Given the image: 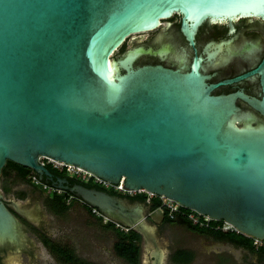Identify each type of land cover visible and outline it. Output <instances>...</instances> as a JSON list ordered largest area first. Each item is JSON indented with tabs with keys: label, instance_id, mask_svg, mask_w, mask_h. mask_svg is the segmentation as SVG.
I'll list each match as a JSON object with an SVG mask.
<instances>
[{
	"label": "water",
	"instance_id": "water-1",
	"mask_svg": "<svg viewBox=\"0 0 264 264\" xmlns=\"http://www.w3.org/2000/svg\"><path fill=\"white\" fill-rule=\"evenodd\" d=\"M176 13L192 39L208 19L264 16V0H0V176L9 160L50 175L39 162L46 156L264 240V125L232 124L238 98L264 114V95L215 94L244 76L209 83L197 63L190 71L135 64L152 48L114 60L112 78L114 51ZM130 52L139 55L124 64ZM58 188L142 234L152 263L164 264L142 204L96 187ZM21 238L0 192V242Z\"/></svg>",
	"mask_w": 264,
	"mask_h": 264
},
{
	"label": "flooded vegetation",
	"instance_id": "flooded-vegetation-1",
	"mask_svg": "<svg viewBox=\"0 0 264 264\" xmlns=\"http://www.w3.org/2000/svg\"><path fill=\"white\" fill-rule=\"evenodd\" d=\"M174 15H179L180 17V22L178 25L179 29L176 32L177 41H174L172 30H168L166 28L163 31V34H165V36H163L165 43L160 45L159 47H155L154 49H152L153 52L149 54H151V58L153 59V61L148 63H152V64L161 63L171 68H182L184 71H190L197 63L198 70L202 74L212 76L211 79L209 80V83H215V84L223 82L225 80L244 76L242 79L237 80L235 82L220 84L215 88L214 93L229 94V93L241 91L251 97H257L259 99H262L264 95V85L262 82L264 74L261 72H256L251 74V72L259 68V66L264 62V29H263L264 25H262L261 22H259V21H264V16L238 18V19H234L232 22L228 20L211 21L208 19L202 22L201 24H199L197 28L192 30L194 34L192 35L193 38L191 39L189 34L186 33L183 29L182 16L177 13ZM250 18L254 20L253 23L248 22ZM169 19H171V17ZM165 22H167L166 24L170 23L171 26L174 25L173 20L166 21L165 19L163 20L162 25ZM257 25L258 27H255ZM173 28L174 27H172L171 29ZM249 30L259 32V36L258 34L253 33V35L256 38L258 37L259 40H257L255 37L254 38L246 37L245 33ZM178 42L184 44L185 46L184 45L181 46L180 51L175 52L174 44L179 45ZM220 45L222 46L220 47ZM161 50L166 51L164 55L160 53ZM211 54H215V55L211 56ZM237 105L241 108L242 115L243 114L248 115V116L247 115L237 116V118L235 119L237 125L239 126H245L247 124H252L254 126L264 125V114L262 112L255 109L248 102H246L241 98H238ZM44 166L47 168L50 175H47L45 173L39 174L33 169L29 168V170L27 171L29 172L28 175L21 181L26 183L27 187L29 186L30 189L29 192L40 193L42 196L45 197V199L53 196L54 194L65 197L66 203L69 204L68 210L75 203H78L80 204V207L83 210H86L90 214H92V207L89 206L87 203H85L83 200H81L76 193L71 192L69 189L58 188V186L67 188V187H73L74 185L78 184L86 187H91V186L96 188L101 187L102 189L107 190L110 193L122 195L125 198L127 197L128 199L140 200V198L143 197L145 193H147L148 197L150 196V194L145 191L136 194L133 193L130 194L128 192L117 189L116 186L110 184L98 183L92 177L84 178L77 176L75 174H72L68 168L59 169L57 167H54L53 165H44ZM18 172L15 170L12 173L11 178L17 180V177L19 175ZM3 190H4V186H3ZM49 191H52L53 193H50ZM20 196L25 197V193L24 192L21 193ZM155 197H159L161 202L163 203L161 196H157V195L150 196L149 197L150 200L147 202L148 203L153 202V199ZM2 200L5 203L6 207L19 220L23 228L28 227V223L35 224L30 217V214L32 212L29 213L28 210L24 209L22 206H20L17 202L13 200L7 201L4 200L3 198ZM182 209L183 208H181L180 212L176 213L174 217H172L173 219L172 221H175V219L179 218L181 221H184L186 223V220H189L188 218L184 217L183 214L184 212L190 213L191 211H186V210L183 211ZM54 213L57 215H62V216L64 215V214H58L56 212ZM183 218H185L186 220H184ZM114 222L118 223L117 221ZM119 223L124 226L123 223L121 222ZM224 223H225L224 221H220L218 224H216L215 221L211 220L205 226L206 223L204 225H200V224H194L192 222L193 225L195 226L197 225L196 227L193 226L192 228L193 231L195 232L205 234L208 237L213 238L214 246H217L215 243L217 244L220 243L217 242L219 240L226 243L229 242L234 246L241 248V250L246 255L244 259H248L249 254L251 253L256 255L259 260L264 259V246L262 247L254 246V242H253L254 237L247 236L237 231L232 225H229L228 227H224ZM126 228H128V230L131 229V227L128 226ZM206 230L214 231L215 234L212 233L210 234ZM217 233L218 234L223 233L224 234L223 238L216 237ZM37 236L40 239L42 245L46 249H49V247H47L44 243V239L47 238L51 242L55 244H60L62 246H66L73 251V249L70 248L68 245L62 244L61 242L52 239L49 236V234L42 228L39 229ZM21 239L22 240L18 243L11 241L0 242V264H10V262L12 261V257H9L8 255L9 252L7 253V249H5L6 244L13 247L12 249H10L12 250L11 253L13 254L18 253L20 250L26 251L27 240H23V238ZM140 241L146 242L143 235ZM153 249L154 247L150 245V250L148 251L149 264H153L152 262L154 258L151 257V251H153ZM178 250H188V251L191 250L181 248L175 250L170 255L171 260L174 263L182 264L172 259V256L176 254ZM222 250H225V248ZM235 250L236 249L233 248L227 251L236 255L237 252ZM246 261L247 260H244V262ZM13 264H17V263H13Z\"/></svg>",
	"mask_w": 264,
	"mask_h": 264
},
{
	"label": "rangeland",
	"instance_id": "rangeland-1",
	"mask_svg": "<svg viewBox=\"0 0 264 264\" xmlns=\"http://www.w3.org/2000/svg\"><path fill=\"white\" fill-rule=\"evenodd\" d=\"M169 20H173L174 25L171 26L170 23L166 24L167 22H165L154 30L129 37L112 55L113 60H117L133 48L154 49L164 44L163 36L165 34H163V31L166 28L172 30L174 41H177L176 32L179 29L180 17L179 15H173L171 19H166V21ZM248 22L253 23L254 20L250 18ZM259 22L264 25V21ZM172 27L174 28L171 29ZM255 27H258V25ZM253 33L259 36V32L250 30L245 33V36L254 38ZM256 39L259 40L258 37ZM178 44H174L175 52H179L181 46L184 45L179 42ZM152 61L151 54L143 53L137 58L135 64ZM29 190V186L27 187L26 183L20 179L14 180L4 174L0 176L2 198L7 201L13 200L28 210L29 213L32 212L30 217L35 223H28V227L23 228V240H27L26 251L20 250L18 253L13 254L11 253L12 250H10L13 247L5 245L7 253L9 252V257H12L10 264H68L64 263L51 250L46 249L42 245L37 236L40 228L44 229L52 239L72 248L75 255L86 263L131 264L116 254L114 244L118 241L119 236L114 229L105 226L104 218L101 219L83 210L78 203H75L63 216L57 215L47 205V199L44 196L40 193L29 192ZM23 192L25 197L20 196ZM49 192L53 193L52 191ZM149 197L146 202L138 199H128L127 197L125 200L130 205L137 203L143 205L144 221L155 229L159 245L166 251L167 256L164 264H176L171 260L170 255L181 248L189 249L194 253V260L188 264H264V259L259 260L253 253L249 254L248 259H244L246 255L241 248L229 242L218 240L217 242L220 243H215L217 246H214L213 238L193 231V228L188 223L181 221L179 218L175 219V221H170L165 215L166 208L163 205L156 207L153 202L148 203ZM118 226L121 227L123 225L118 222L116 227ZM123 227L126 228V226ZM139 245L140 260L138 264H149L148 251L150 250V245L145 241H140ZM224 248L225 250H222ZM233 248L236 249V255L227 251ZM244 260L247 261L244 262Z\"/></svg>",
	"mask_w": 264,
	"mask_h": 264
},
{
	"label": "trees",
	"instance_id": "trees-1",
	"mask_svg": "<svg viewBox=\"0 0 264 264\" xmlns=\"http://www.w3.org/2000/svg\"><path fill=\"white\" fill-rule=\"evenodd\" d=\"M19 171V175L17 177V179L23 180L29 172H27L29 170V168L19 165L13 161H8L6 166L3 169V174L7 177H11L12 173L14 171ZM94 178V177H92ZM95 179V178H94ZM94 186V185H93ZM92 187V186H91ZM98 189H102L101 187H98ZM104 190V189H102ZM144 194V193H142ZM148 199V195L147 193H145L143 195V197L140 198L141 201L146 202V200ZM153 204L156 207H159L162 205V202L160 200L159 197H155L153 199ZM47 205L51 208L52 211L58 213V214H64L68 208H69V204L66 203V198L62 197V196H58L57 194H54L53 196L47 198ZM183 211H191L189 209H186L184 207H182ZM181 211V212H183ZM165 215L167 217V219H169L170 221H172L173 219L168 215L167 211H165ZM184 220H186L185 218H183ZM216 222V224H218L220 221L222 220H213ZM105 226L114 229L118 236L119 239L118 241L114 244V249L116 254L125 259L127 262L131 263V264H138L139 260H140V245L139 242L142 239V235L137 232L134 229H129L126 230L125 227L121 228V227H116L117 224L113 221V220H109L108 222H105ZM186 223H188L191 227H196L195 225L192 224L191 221L186 220ZM125 226V225H124ZM127 227V226H126ZM206 228V227H204ZM207 232H209L210 234H215L214 231H210V230H206ZM224 234L222 233H217L216 237L218 238H223ZM44 243L47 247H49V249L51 250V252L56 255L58 258H60V260H62L65 263L68 264H90V263H86L83 260L79 259V257H77L75 255V253L69 249L66 246H62L60 244H55L53 242H51L50 240H48L47 238L44 239ZM194 258V254L191 251L188 250H178L176 252V254H174L172 256V259L178 263H182V264H188L190 263Z\"/></svg>",
	"mask_w": 264,
	"mask_h": 264
},
{
	"label": "built area",
	"instance_id": "built-area-1",
	"mask_svg": "<svg viewBox=\"0 0 264 264\" xmlns=\"http://www.w3.org/2000/svg\"><path fill=\"white\" fill-rule=\"evenodd\" d=\"M39 162L42 164V165H53L54 167H57L59 169H63V168H68L69 171L72 173V174H75L77 176H80V177H94L93 175H91L90 173L84 171L83 169L79 168V167H75L73 165H70V164H66L64 162H60V161H57V160H54V159H51L49 157H46V156H40L39 157ZM95 178V181L98 182V183H102V184H108L106 183L105 181H103L102 179L100 178H97V177H94ZM117 189L119 190H122V191H125V192H128L130 194H136V193H140V192H143V191H129V190H126L123 186V183L121 182V184L117 185L116 186ZM150 196H153V194L149 193ZM162 198V205L166 208L169 216L171 217H174V215L178 212H180L181 208H182V205H180L178 202L176 201H173V200H170L164 196H161ZM92 214L97 216V217H100V218H104L105 221H108L109 218L106 217L105 215H103L97 208L95 207H92ZM184 217L188 218L191 222H193L194 224H200V225H204L205 223V226L211 221L213 220L212 218L206 216V215H202L200 213H196V211L194 210H191L190 213L188 212H184L183 214ZM203 217V218H201ZM118 224V223H117ZM230 224L228 223H224V227H228ZM121 228H124L123 226H121ZM126 230H128V228H125ZM253 242H254V246L256 247H262L264 246V240L263 239H259V238H253Z\"/></svg>",
	"mask_w": 264,
	"mask_h": 264
},
{
	"label": "bare ground",
	"instance_id": "bare-ground-1",
	"mask_svg": "<svg viewBox=\"0 0 264 264\" xmlns=\"http://www.w3.org/2000/svg\"><path fill=\"white\" fill-rule=\"evenodd\" d=\"M174 13V12H173ZM172 13V14H173ZM172 14H170V15H172ZM165 17H167V16H165ZM159 18L160 17H158V20H159ZM214 21V20H213ZM159 23H160V21H159ZM157 28V27H156ZM156 28H149L150 30H145V31H151V30H154V29H156ZM222 45H220V47H221ZM120 48V47H119ZM118 48V49H119ZM117 49V50H118ZM115 52V51H114ZM113 52V53H114ZM165 50H161L160 51V53L162 54V55H164L165 54ZM113 55V54H112ZM112 55L110 56V58H109V62H108V66H109V68H110V71H111V73H112V78H113V80H114V78H115V75L116 74H118V71H119V68H120V65L119 64H117L116 62H114V60H113V58H112ZM139 55V53H135V52H130L129 53V55L127 56V59L123 62L124 64H127V63H129V62H132L137 56ZM213 55H215V54H211V56H213ZM199 63V62H198ZM197 68H198V64H197ZM247 114H237V115H235L234 117H233V120H232V124H237L236 123V118H237V116H246ZM248 116V115H247Z\"/></svg>",
	"mask_w": 264,
	"mask_h": 264
}]
</instances>
